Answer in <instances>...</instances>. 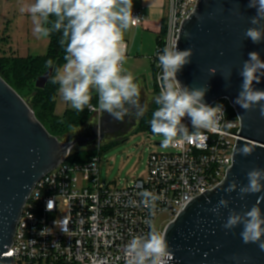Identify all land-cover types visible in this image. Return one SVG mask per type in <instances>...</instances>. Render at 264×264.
I'll use <instances>...</instances> for the list:
<instances>
[{
	"label": "water",
	"instance_id": "obj_1",
	"mask_svg": "<svg viewBox=\"0 0 264 264\" xmlns=\"http://www.w3.org/2000/svg\"><path fill=\"white\" fill-rule=\"evenodd\" d=\"M255 15L256 9L248 7V0H197L194 11L181 24L178 49L191 48L193 56L177 79L190 88L207 86V105L227 99L243 121L234 163L225 179L190 200L164 228L174 253L170 264H264V251L242 241V226L232 230L223 227L230 211L243 213L258 198L264 215V191L247 194L243 199L239 188L231 193L224 191L233 180L246 185L250 170L264 169V117L259 105L245 111L234 103L243 81L240 70L249 53L258 52L264 61V40L256 44L244 37L245 30L253 27L250 18ZM211 68L216 69L214 75L209 73ZM53 72L54 66L49 67L37 78L36 87L44 88ZM253 87L264 90V77L260 83L254 81ZM125 121L101 112L93 135L65 142L48 132L26 99L0 76V264H15L14 258L5 254L13 245L19 219L36 184L63 163L75 145H86L104 138L106 133H118ZM245 144L255 146L249 156L239 153ZM221 198L229 200V205L217 215L211 209Z\"/></svg>",
	"mask_w": 264,
	"mask_h": 264
},
{
	"label": "clouds",
	"instance_id": "obj_2",
	"mask_svg": "<svg viewBox=\"0 0 264 264\" xmlns=\"http://www.w3.org/2000/svg\"><path fill=\"white\" fill-rule=\"evenodd\" d=\"M132 7L133 0H34L20 8L21 12L30 14L37 38H48L53 32L62 33L60 44L65 49V63L55 69L52 83L59 85L62 100L73 109L83 112L86 107L93 111L98 108L117 121H123L129 114L130 109L126 105L135 108L137 116L144 114L145 109L139 102L140 84L124 67L127 60L124 33L139 20L132 15ZM248 7L256 9V15L250 18L253 27L245 30L244 37L259 44L264 40V24L261 23L264 21V0H248ZM178 40L166 45L157 57V67L161 69L157 77L159 94L155 97L158 107L152 114L150 126L154 135L162 137L161 143L165 148L175 147L181 141L198 136L202 129L220 127L224 118L222 105L210 106L204 102L207 86L190 88L177 79V74L191 62L193 56L191 48L178 49ZM46 63L51 67L53 61L49 59ZM209 73L214 75L216 69H209ZM240 75L243 81L234 103L245 111L259 105L260 115L264 117V104L260 103L264 101V90L253 87L254 81L260 83L264 77V61L258 52L249 53ZM93 90L98 95V106L91 103ZM186 116L191 120V132L182 123ZM237 119L243 121L240 115ZM254 150V145L245 144L239 153L249 156ZM233 163L234 160L230 167ZM247 180L244 186L233 180L224 191L231 193L239 188L241 199L247 194L264 191V169L250 170ZM138 195L142 197L143 206L149 210L154 209L156 201L163 198L147 190ZM131 203L135 205L136 201ZM259 204L258 198L243 213L230 211L223 227L232 230L242 226V241L256 244L264 251V215ZM228 205L229 200L221 198L211 211L219 215L220 209L228 208ZM146 223L150 228L148 233L133 237L126 245V264H170L174 253L166 231L158 230L151 220Z\"/></svg>",
	"mask_w": 264,
	"mask_h": 264
},
{
	"label": "built area",
	"instance_id": "obj_3",
	"mask_svg": "<svg viewBox=\"0 0 264 264\" xmlns=\"http://www.w3.org/2000/svg\"><path fill=\"white\" fill-rule=\"evenodd\" d=\"M196 5L197 0H168L165 31L158 34L151 57L158 88V54L178 39L184 18ZM132 15L139 18L134 27L144 21L139 9ZM217 104L224 112L220 127L202 129L176 145L174 153L150 154L146 176L133 180L128 188L102 187L100 156L84 163H70L68 156L36 184L5 255L12 256L15 264H126V245L148 233L146 221L164 231L166 226L157 224L158 216L166 217L161 224L167 225L190 200L225 179L241 122L227 99L212 106ZM90 111L101 113L98 108ZM182 123L192 131L189 117ZM145 190L163 197L154 209L141 203L138 194Z\"/></svg>",
	"mask_w": 264,
	"mask_h": 264
},
{
	"label": "rangeland",
	"instance_id": "obj_4",
	"mask_svg": "<svg viewBox=\"0 0 264 264\" xmlns=\"http://www.w3.org/2000/svg\"><path fill=\"white\" fill-rule=\"evenodd\" d=\"M34 0H0V34L4 31L12 32L16 28H26L32 25L33 21L27 12H21L20 8L24 4L33 3ZM30 23V24H29ZM157 41L150 43V48L155 52ZM0 51V56H2ZM147 82L150 87L154 84V75L151 65L147 68ZM159 91L155 92V97ZM155 97L140 94V105L145 109L146 113L150 108ZM128 107H131L127 105ZM59 109L56 110L57 115ZM91 112V111H90ZM100 112L93 113L89 121L76 129L68 132L63 141H70L80 136L93 135V129L98 125ZM129 121L124 127L125 130L115 134L106 133L104 138L95 139L86 145L78 143L75 145L71 153L81 151H91L92 153H100V181L103 188H119L125 189L131 182L137 178L146 176L148 171L147 161L152 153H174V147L165 148L162 146V137L154 135L150 130L137 129L138 121L142 116L136 115V109L131 107L129 112ZM61 116V115H60ZM166 217L158 216L157 224H161Z\"/></svg>",
	"mask_w": 264,
	"mask_h": 264
},
{
	"label": "trees",
	"instance_id": "obj_5",
	"mask_svg": "<svg viewBox=\"0 0 264 264\" xmlns=\"http://www.w3.org/2000/svg\"><path fill=\"white\" fill-rule=\"evenodd\" d=\"M165 26L161 31L163 34ZM62 33L53 32L48 38L50 40L48 52L43 56H0V76L9 83L34 110L36 117L45 126L51 135L62 139L68 132L86 124L91 116L89 108H85L83 112L77 110H66L62 116L55 114L56 100L58 95V84L52 83L55 75V69L65 63V49L60 44ZM53 61L54 72L51 79L44 88H37L35 83L38 77L43 75L49 66L47 61ZM156 79V69L153 67ZM155 92L159 88L155 86ZM92 104H96L94 99ZM158 105L153 102L151 108L142 115L138 121L137 129H147L151 131L150 121L153 112ZM231 111H233L231 109ZM233 113V112H232ZM94 156H100V153H92L91 151H81L71 153L67 158L70 163H84L91 160Z\"/></svg>",
	"mask_w": 264,
	"mask_h": 264
},
{
	"label": "crops",
	"instance_id": "obj_6",
	"mask_svg": "<svg viewBox=\"0 0 264 264\" xmlns=\"http://www.w3.org/2000/svg\"><path fill=\"white\" fill-rule=\"evenodd\" d=\"M139 9L144 16V21L137 27L132 26L124 33L126 43V63L124 67L133 73L136 81L140 84L141 93L145 96L155 97L156 79L153 70L151 57L153 51L150 43L157 41L158 34L166 24L168 14V0H133L132 12ZM30 24V23H29ZM34 23L27 25L26 28H16L12 32L4 31L0 34V51L7 56L29 57L46 55L49 48V38H37L34 34ZM1 33V32H0ZM151 65L154 75L152 87L147 82V68ZM92 99L98 106V95L93 90ZM62 116L66 110H74L70 104L63 101L59 92L56 100V110ZM102 112V111H101ZM58 114V116H60Z\"/></svg>",
	"mask_w": 264,
	"mask_h": 264
},
{
	"label": "flooded vegetation",
	"instance_id": "obj_7",
	"mask_svg": "<svg viewBox=\"0 0 264 264\" xmlns=\"http://www.w3.org/2000/svg\"><path fill=\"white\" fill-rule=\"evenodd\" d=\"M126 107H128V106L126 105ZM129 109H130V111H131V107H129ZM130 111H129V112H130ZM102 113H103V112H102ZM105 113H107V112H105ZM124 119H126V121H125V123L123 124V126L120 128V131L125 130L124 127L127 125L128 121H129V115L125 116ZM120 131H119V132H120Z\"/></svg>",
	"mask_w": 264,
	"mask_h": 264
}]
</instances>
